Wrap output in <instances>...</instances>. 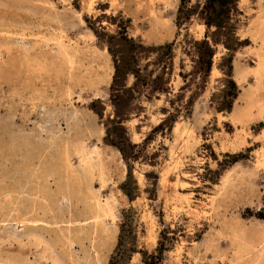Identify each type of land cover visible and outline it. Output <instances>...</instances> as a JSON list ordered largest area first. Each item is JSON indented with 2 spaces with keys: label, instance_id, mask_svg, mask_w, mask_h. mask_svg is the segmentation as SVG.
<instances>
[{
  "label": "rangeland",
  "instance_id": "374dc122",
  "mask_svg": "<svg viewBox=\"0 0 264 264\" xmlns=\"http://www.w3.org/2000/svg\"><path fill=\"white\" fill-rule=\"evenodd\" d=\"M204 2L0 0V264H109L125 219L117 264L159 242L162 264H264V0H236L228 43L203 42Z\"/></svg>",
  "mask_w": 264,
  "mask_h": 264
},
{
  "label": "trees",
  "instance_id": "16d2710c",
  "mask_svg": "<svg viewBox=\"0 0 264 264\" xmlns=\"http://www.w3.org/2000/svg\"><path fill=\"white\" fill-rule=\"evenodd\" d=\"M183 4V3H182ZM236 6V0H205L204 4L201 6L200 13L204 18L205 26L207 28V31L205 33V39L203 40L204 43H207V35H208V29H210L212 26L215 28L214 31H212V38L215 40L218 39L220 34L224 36L225 42L228 43V41L231 39V35L233 33V26L230 24V14L231 11L234 10ZM199 6L198 3L194 5V7H191L187 9V16L190 14H193L195 9H197ZM209 49V57H211L213 50L208 47ZM120 71L119 64L116 65V73L115 78H117V74ZM114 129L115 127H119L122 132L124 133V129L121 127L120 120L114 121ZM106 138L109 141L111 145H114L119 149L121 152L123 158L125 161H128L129 159L133 158V152L129 151L132 148H135L136 144H131L128 139H126L123 135L116 134L113 132L107 131ZM128 171V176L131 177L130 173V166ZM124 193L128 196V198L132 199V193L127 188V183L123 185ZM128 221L127 219L122 221V224L120 225V234L118 243L116 246V249L114 251V255L111 257V260L109 264H117L124 260L126 251L123 250V239L126 234V227H128ZM165 244L163 242H159V245L156 249V252L153 253H143V264H162V252L164 250Z\"/></svg>",
  "mask_w": 264,
  "mask_h": 264
},
{
  "label": "bare ground",
  "instance_id": "6f19581e",
  "mask_svg": "<svg viewBox=\"0 0 264 264\" xmlns=\"http://www.w3.org/2000/svg\"><path fill=\"white\" fill-rule=\"evenodd\" d=\"M254 19H255V20H254V23H253V25H254V36L257 37V38H260L261 41L264 42V31H263V29H262V28H263V25H264V8L261 9L260 14L257 16V18H254ZM257 51H258V50H257ZM258 53H259V52H258ZM258 56H259V63H258V67H257L256 70H255V72H257V73H258V71L260 72V70L262 71V70L264 69V67H263V64H264V53H259ZM245 70H246V69H245ZM246 71H247V70H246ZM235 73H236V76L238 77V79H240V80H244V79H245V75H246V74H245V72H244L243 69H240L239 67H237V68L235 69ZM261 73H262V72H261ZM261 73H260V74H261ZM257 75H258V74H257ZM245 90H247V88H246ZM253 90H255V88H254L253 85H251V87L249 88L248 92H246V96H245V97L249 98L250 96H252L251 94L254 93ZM251 92H252V93H251ZM245 97H244V98H245ZM252 97H253V96H252ZM242 98H243V97H242ZM242 98H241V99H242ZM247 98H246V99H247ZM249 99H250V98H249ZM245 102H246V101H245ZM262 102H263V101H262ZM258 104H259V103H258ZM260 105H261V104H260ZM237 106H238V105H237ZM240 106H241V105H240ZM252 106H253V105H252ZM252 106H251V107H252ZM242 108H243V107H242ZM244 108H245V107H244ZM244 108H243V109H244ZM262 108H263V107H262ZM235 109H236V108H235ZM247 112H248V111H246V110L244 111V110H241V109H236V111H235V116H236V118H238V119H243L244 117H246V116L248 115L249 112H248V113H247ZM259 112H260V114H262V113H261L262 111H259ZM250 114H251V113H250ZM250 114H249V115H250ZM240 121H241V120H240ZM59 139H60V137H59ZM61 139H62V138H61ZM63 139L65 140V138H63ZM66 139H67V138H66ZM67 140H68V139H67ZM67 140H66V141H67ZM57 141H59V140H57ZM51 142H52V141H51ZM63 142H64V141H63ZM52 143H53V142H52ZM52 143H51V145H52ZM54 144H55V143H54ZM61 144H62V143H61ZM49 145H50V144H49ZM56 145H57V144H56ZM52 146H54V145H52ZM44 148H45V147H44ZM51 148H52V147H51ZM53 148H54V147H53ZM40 149H41V148H40ZM42 149H43V148H42ZM42 149H41V150H42ZM46 150H47V149H46ZM39 151H40V150H39ZM39 151H38V152H39ZM47 152H48V151H47ZM49 152H50V151H49ZM61 152H62V151H61ZM45 153H46V152L43 150V155H45ZM52 153H55V152H54V151H53V152H50L51 155H52ZM57 153H58V152H57ZM55 154H56V153H55ZM65 154H66V153H65ZM37 155H39V154H37ZM46 155H48V153H47ZM46 155H45V156H46ZM57 155H58V154H57ZM39 156H40V155H39ZM55 156H56V155H55ZM55 156H54V157H55ZM64 156H67V155H64ZM42 157H44V156H42ZM49 157H50V156H49ZM54 157H53V158H54ZM59 157H60V159H61V157H63V155H62V156H59ZM28 158H29V157H28ZM37 158H38V157H37ZM37 158H36L35 161L38 160ZM39 158H40V157H39ZM47 158H48V157H46L45 159H47ZM56 158H57V156L55 157V159H56ZM65 158H66V157H65ZM29 159H30V160L32 159L31 161H34L33 159H35V157L33 158V156H32V158H29ZM43 159H44V158H43ZM51 159H52V158H51ZM60 159H57V160H60ZM82 159H83V158H82ZM30 160H29V161H30ZM62 160H63V159H62ZM66 160H67V158H66ZM46 161H47V163H48V160H46ZM55 161H56V160H55ZM67 161H68V160H67ZM39 162H40V161H39ZM41 162H43V163H41ZM41 162H40V163H41L42 166L44 165V167H45L44 169H45V170H46L47 168L50 169V165H52V164H50V163L47 164V165H49V167L46 168V166H45V163H46L45 160H44V161H41ZM53 162H54V161H53ZM56 162H57V161H56ZM60 162H62V161H60ZM78 162H79V161H78ZM31 163H32V162H31ZM31 163H30V164H31ZM35 163H36V162H35ZM51 163H52V162H51ZM54 163H55V162H54ZM33 164H34V163H32V165H33ZM36 164H37V163H36ZM55 164H56V163H55ZM65 164H66V167H65L66 170L63 169V170H64V175L61 174V175H63V176H60V175H59L60 172L63 173L62 170L59 171V174L57 173V174L59 175V176H57V177H56V175H55L56 173L54 174L55 176L53 175V173L51 174L50 172H54V171H55V168H53L54 171H52V169H51V171L49 170L50 172L48 171L50 174L47 173V175L49 174V175H48V178H49V176H52V177L54 176V177L56 178V179H54V177H53V178L51 177V179L56 180L57 185L60 184V182H62V185H61V186L58 185V187H57V188H59V189H60V187L63 186V184H64L66 181H67V183L69 182L70 185H71L72 187L68 186V185H69V184H68L67 186L64 185L63 188H64V187H66V188L70 187V188H68V189H71V188H73V185H74V184H72L73 179L71 180V182L69 181V179H71V178H70L71 175H72V176L75 175V171L77 170L78 166H77L76 170H73V168H75V167L72 168V166H71L70 163L67 162V163H65ZM38 165H39V163H38ZM56 165H59L61 168H62V166H63V167L65 166V165H62V166H61L60 163H59V164H56ZM56 165H55V166H56ZM83 165H84V164H83ZM83 165H82V166H83ZM33 166H34V165H33ZM39 166H40V165H39ZM52 166H54V165H52ZM36 167H37V166H36ZM57 167H58V166H57ZM57 167H56V168H57ZM37 168H38V167H37ZM40 168H41V167H39V169H40ZM51 168H52V167H51ZM82 168H83V167H82ZM82 168H80V169H82ZM41 169H42V168H41ZM57 170H58V169H57ZM84 170H85V169H83V171H84ZM33 171H34V170H33ZM40 171H41V170H40ZM43 171H44V170H43ZM44 172H46V171H44ZM56 172H57V171H56ZM84 172H85V171H84ZM34 173H35V172H34ZM40 173H41V172H40ZM78 174H79V172H78ZM84 174H85V173H84ZM28 175H29V174H28ZM34 175H35V174H34ZM39 175H40V174H39ZM44 175H45V173H44ZM30 176H31V175H30ZM80 176H81V175H80ZM82 176H83V174H82ZM40 177H41V176H40ZM74 177H75V176H73V178H74ZM84 177H85V176H83V178H84ZM86 177H87V176H86ZM34 178H35V176H34ZM44 178H45V176H44ZM48 178H47V179H48ZM27 179H28V178H27ZM32 179H33V178H32ZM35 179H36V178H35ZM40 179H41V178H40ZM40 179H38V180H40ZM49 179H50V178H49ZM51 179H50V182L53 181V180L51 181ZM81 179H82V178H81ZM86 179H87V178H86ZM33 180H34V179H33ZM62 180H63V181H62ZM75 180H76V179H75ZM27 181H28V180H27ZM41 181H43V179H42ZM64 181H65V182H64ZM80 181H81V180H80ZM28 182H29V181H28ZM39 182H40V181H39ZM45 182H46V181H44V183H45ZM54 182H55V181H54ZM78 182H79V181H78ZM78 182H77V183H78ZM81 182H82V181H81ZM32 183H33V182H32ZM67 183H66V184H67ZM74 183H75V185H76V181H74ZM81 184H82V183H81ZM33 185L35 186L34 183H33ZM49 185H50V184H48V186H49ZM53 185H54V183H53ZM55 185H56V184H55ZM37 186H39V184H38ZM37 186H36V187H37ZM41 186H42V184H41ZM44 186H46V183H45ZM44 186H43V187H44ZM78 186H81V185H78ZM30 187H31V186H30ZM54 187H56V186H54ZM81 187H82V186H81ZM86 187H87V186H86ZM24 188L26 189V187H24ZM33 188H34V187H33ZM46 188H47V187H46ZM50 188H51V186H50ZM82 188H83V187H82ZM27 189H28V188H27ZM27 189H26V190H27ZM53 189H54V188H53ZM89 189H90V188H89ZM28 190L30 191V189H28ZM51 190H52V189H51ZM54 190H56V188H55ZM60 190H63V189L61 188ZM65 190H66V189L64 188V191H65ZM74 190L76 191V188L73 189L72 192H73ZM78 190H79V189H77V191H78ZM80 190H81V189H80ZM90 190H92V189H90ZM90 190H89V191H90ZM29 191H28V192H29ZM34 191H35V190H34ZM56 191H57V190H56ZM35 192H36V191H35ZM40 192H41V191H40ZM54 192H55V191H54ZM68 192L70 193L71 190H69ZM68 192H67V193L65 192V194L67 195ZM78 192H79V191H78ZM85 192H86V194L88 195L89 192H87V191H85ZM92 192H93V191H92ZM29 193H30V192H29ZM29 193H28V194H29ZM42 193H43V192H42ZM49 193H51V192H48V194H49ZM61 193H62V192H61ZM80 193H81V192H80ZM90 193H91V192H90ZM44 194H47V193H44ZM62 194H63V193H62ZM70 194H71V193H70ZM70 194H69V197H71ZM73 194H74V193H72L71 195H73ZM93 194H94V192H93ZM49 195H50V194H49ZM52 195H53V194H52ZM57 195H58V194H57ZM57 195H56V196H57ZM59 195H60V194H59ZM77 195H78V194H77ZM82 195H84V194L82 193ZM32 196H33V195H32ZM34 196H36V195H34ZM62 196H63V195H62ZM73 196H74V195H73ZM75 196H76V195H75ZM79 196H80V194H79ZM84 196H85V195H84ZM89 196H90V195H89ZM94 196H95V194H94ZM52 197H53V196H52ZM57 197H58V196H57ZM59 197H60V196H59ZM69 197H68V195H67L64 199H67V200H68ZM85 197H86V196H85ZM85 197H82V199L85 198ZM90 197H91V196H90ZM92 197H93V195H92ZM92 197H91V198H92ZM40 198H41V197H40ZM60 198H61V197H60ZM76 198H77V197H76ZM88 198H89V197H88ZM93 198H94V197H93ZM47 199H48V198H47ZM61 199H62V198H61ZM61 199H60V201H61ZM71 199H72V198H71ZM73 199H75V198L73 197ZM77 199H78V198H77ZM96 199H97V198H96ZM49 200H50V199H49ZM51 200H52V199H51ZM56 200H57V199H56ZM56 200H55V201H56ZM91 200H92V199H91ZM93 200H94V199H93ZM93 200L91 201V203L93 202ZM60 201H59L58 203H60ZM62 201H63V200H62ZM69 201H71V200L69 199ZM87 201H88V200H87ZM94 201H95V200H94ZM98 201H99V200H96V203H95V204L93 203V204H94V205L97 207V209L99 210V211H97V213L99 214L100 209H101V208H100V207H101V204H100V206H99V202H98ZM48 203H49V202H48ZM56 203H57V202H56ZM56 203H54V204H56ZM88 203H89V202H88ZM91 203H89V204H91ZM50 204H51V203H50ZM86 204H87V203H86ZM89 204H88V205H89ZM91 205H92V204H91ZM90 207H91V206H90ZM90 207H89V208H90ZM103 209H104V207H103ZM90 210H91V208H90ZM93 210H94V209H93ZM93 210H92V211H93ZM95 210H96V209H95ZM94 212H96V211H94ZM101 212H102V211H101ZM106 212H107V211H106ZM106 212L103 211V214H105ZM107 213H108V212H107ZM96 215H97V214H96ZM101 216H102V215H101ZM97 217H98V216H97ZM17 229H18V228H17ZM71 244H72V243H71ZM261 250H262V249H260L259 251L261 252ZM259 251H258V252H259ZM260 252H259V253H260ZM261 254H262V253H261ZM261 254H260V255H261ZM263 254H264V253H263ZM241 255H242V254H241ZM257 255H259V254H257ZM240 257H241V256H240ZM259 257H260V256H259ZM259 257H257V258H259ZM261 257H262V255H261ZM261 257H260V258H261ZM236 258H238V256H237ZM241 258H242V257H241ZM261 259H262V258H261ZM239 260H240V259H239ZM242 260H243V259H242ZM253 260H254V259H253ZM258 260H259V259H258ZM263 260H264V258H263ZM263 260H262V261H263ZM243 261H244V260H243ZM249 262H250V261H249ZM243 263H244V262H243ZM245 263L247 264L248 262H245ZM256 263H257V262H256ZM259 263H260V262H259ZM252 264H255V261H254V263H252Z\"/></svg>",
  "mask_w": 264,
  "mask_h": 264
}]
</instances>
